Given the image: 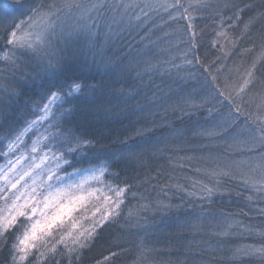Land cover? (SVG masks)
I'll return each instance as SVG.
<instances>
[{"label": "trees", "instance_id": "obj_1", "mask_svg": "<svg viewBox=\"0 0 264 264\" xmlns=\"http://www.w3.org/2000/svg\"><path fill=\"white\" fill-rule=\"evenodd\" d=\"M244 1L231 8L208 4L207 8L199 10L200 18L201 14H207L208 18H201L205 20L201 23L194 22L193 30L198 35L194 41L187 22L180 24L178 20L174 23L173 20L169 21L171 11L166 15L154 13L143 30H134L129 25L121 31L116 29L104 44L103 52L105 60H117L115 67L101 62L99 55L80 51L79 46L70 47L63 53L66 58L63 77H72L83 83L85 88L74 101V112L62 121L60 127L65 131L71 129L73 136L93 143L80 152L69 154L66 151L67 144L60 143L64 137L46 142L53 151L63 150L65 159L71 161L70 166L62 165L60 173L108 161L104 182L120 187L126 184L131 186V190L126 193L120 219L99 230L94 242L83 251L81 263L93 262L111 252H119L118 264H140L138 257L141 239L149 249L143 264H243L237 258L233 259V252L242 241L264 245L260 235L263 229L261 219L249 213L254 208L246 203L251 199L254 189L233 176L210 175L213 168L208 167L207 161L210 159L206 158H216L217 154L204 138L193 136L194 130L203 129L201 127L206 126L219 113L207 111L205 106L183 118H179L180 113L173 115L171 112V106L182 103L187 97L201 104L193 97L214 91L210 87L211 77L205 72L204 65L211 64V71L217 76L219 87L226 93L228 89L224 85L228 79L225 77L232 76L231 71L234 78L240 80L236 68L239 67L242 73L255 55L254 42L247 35L257 33L261 26L251 27L244 38L238 41V47L233 48L231 40L240 36L244 23L250 17L264 11V0ZM173 2L176 3V0ZM180 2L184 4L189 1ZM246 5H251L254 10L249 13ZM238 10H242L241 18L236 22ZM110 14L107 13L101 19V41L112 24ZM19 18L17 16L16 21ZM216 24L227 34L231 45L225 59L221 57L220 46H212L215 41L213 26ZM150 27L154 34L148 33L145 37V30ZM8 29L9 21H0V52L6 45ZM164 32L166 34L162 36ZM176 35L183 37L176 47L165 44L166 37ZM193 42L196 47H192ZM250 48L253 49L251 52L245 51ZM175 49L177 53L169 52ZM239 51L243 52L240 56L237 54ZM17 55L20 57L17 69H11V66L0 61V163L8 139L38 115L35 106L42 104V96L46 94V89L39 85L49 82L45 71L46 59L21 53ZM197 58L200 63H196ZM228 59L233 63L231 67L226 64ZM187 60H192L193 64L189 65ZM259 71L264 72V64L257 68V73ZM206 81L208 86H204ZM88 85L95 87L90 89ZM244 110L248 112L246 108ZM59 111L57 109V113ZM232 112L235 113L233 109ZM242 119L245 120L244 115ZM47 127V124L38 125L22 144H32L44 134ZM179 132L183 135H179ZM153 145L160 151H155ZM41 151L47 152L48 149L42 147ZM129 152L133 155L129 156ZM186 157L195 158L189 160ZM224 162L213 161L211 167L216 168L217 163ZM214 178L222 182L221 191L214 195L211 202L201 201L199 180ZM177 185L183 186V190H179ZM190 191L197 194L190 197L187 195ZM158 200L178 207L170 213L140 211L142 204H154ZM130 211H139L140 216L147 219L146 228L133 226L135 217L128 220ZM227 217L242 221L244 226L239 228V235L220 236L216 232L222 225L211 226L205 223L207 218H220L218 223L221 224ZM140 222L143 224L144 220ZM212 246V251L205 250ZM6 250H0V264Z\"/></svg>", "mask_w": 264, "mask_h": 264}, {"label": "snow or ice", "instance_id": "obj_2", "mask_svg": "<svg viewBox=\"0 0 264 264\" xmlns=\"http://www.w3.org/2000/svg\"><path fill=\"white\" fill-rule=\"evenodd\" d=\"M207 0H195L187 6L180 0L175 4L163 5L165 10L171 7L176 10L177 16L171 19L183 18L189 21L187 28L193 31V13L207 8ZM229 7V5H225ZM251 7V5H246ZM183 8L184 11L179 10ZM139 9V11H136ZM155 11V7L150 3H137L135 0H95V2L85 5L81 0H41L40 3H29L28 0H0V21H9L7 30V48L0 60L5 61L11 69L19 67L20 57L17 53L40 56L46 59L45 71L48 73V83H41L39 87L46 89V94L42 96V104L35 106L38 115L35 119L27 122L26 126L17 131L8 139L3 153L5 156L19 150L24 143V137L38 125L47 124L44 134L33 141L30 151L38 154L43 148L48 151L41 156V161L51 159L55 162V168H48L47 179L40 180L37 184L35 168L40 165L32 164L25 169L21 161L26 157L21 154L15 162L9 160L7 165L0 167V250H8L6 264H28L30 257H35V264H79L83 251L90 247L98 236V229H102L109 223H115L122 215V205L126 193L131 190L130 185L124 187L104 184V176L109 167L108 161L101 163L99 167L90 169H77L67 176L58 175L62 165H71V161L65 159V152L53 151L46 142L58 140L64 137L60 143L67 144V153L73 154L80 152L83 148L91 146V140L81 139L72 135V130H63L60 125L62 121L71 116L75 110V99L83 93L85 85L72 77L64 78V66L66 58L63 55L70 47L79 46V50L84 53H92L93 56H100L101 62L115 67L117 60L109 58L105 60L103 56L104 44L108 41L112 33V27L104 34L103 41L100 39L99 20L111 12L114 17L119 16L120 22L132 26L147 23L149 11ZM238 10L235 21L240 20ZM17 16L23 17L16 22ZM264 19V11L256 16L250 17L244 23L240 36L231 40L232 47H238V41L250 31L257 20ZM217 36L227 37L225 32H217ZM195 33L193 31V41ZM260 56L241 73L240 68L236 71L240 73V81L236 84L225 87L230 89L227 94L219 87L217 76L211 71V64L204 65V70L211 77L210 87L214 89L205 97L201 104H196L191 97H187L182 103L171 106L173 115L180 113L179 118L191 116L193 111L209 103L210 99H215L217 95L223 97L232 105L235 113L229 111L228 115L211 129H199L193 131L194 137H203L212 140L227 133L230 128L237 124L240 115L245 116V131L247 137L240 139V133L231 137V143L226 147V151L232 148L246 149L250 152L264 150V76H257L258 64H264V34L260 36ZM218 41H213V47H217ZM99 45V46H98ZM223 48V45H219ZM192 47H196L193 42ZM255 47V46H254ZM253 49H246L251 52ZM228 53H225L227 57ZM219 59V58H217ZM189 65L192 60L186 61ZM196 63H200L199 58ZM212 63H215L213 61ZM222 67V66H221ZM220 69H217L219 71ZM204 86H208L205 82ZM90 89L95 85H88ZM234 93V95H233ZM245 97L247 99L245 100ZM67 105V107H65ZM255 108V112H245V107ZM59 109V113H57ZM211 111V110H210ZM167 112V110H166ZM253 116L255 117L253 119ZM251 121L256 127L247 126ZM55 129V131H50ZM183 135L182 132L178 133ZM155 151H160L155 148ZM49 153L51 156L49 157ZM129 156L133 153L129 152ZM195 157H186L194 159ZM35 160V156L32 157ZM206 159L216 160L215 157ZM260 160L264 161V154L260 155ZM260 167V165H257ZM87 173L83 175L82 173ZM210 175L215 177L231 176V165L224 163L216 164ZM73 176H80L79 182L71 179ZM31 184L28 183V179ZM65 180L68 182L65 183ZM91 182L100 183L102 188H91ZM23 182V183H22ZM222 182L217 179L213 186L201 185L199 189V199L211 202L217 192L221 191ZM196 184H193V188ZM179 190L183 186L177 185ZM196 192H187L188 196H195ZM223 194V193H221ZM135 195V194H133ZM143 199V197H141ZM95 200L103 201L102 206L95 204L90 208L89 205ZM178 206L158 200L154 204L147 203L140 206V211L152 210L154 213H170ZM85 213V215H80ZM87 213H90L88 215ZM135 217L134 227L146 228L147 219L140 216V212H129L128 220ZM23 218V219H21ZM144 220L142 224L140 221ZM91 221L89 227L84 224ZM15 233L14 239L13 234ZM227 236V230L220 233ZM70 242V243H69ZM149 251L144 246L141 239L139 244V261L143 264L146 253ZM119 252H111L104 257V261L114 260ZM258 255L264 258V247L237 248L233 252V259L242 256Z\"/></svg>", "mask_w": 264, "mask_h": 264}, {"label": "rangeland", "instance_id": "obj_3", "mask_svg": "<svg viewBox=\"0 0 264 264\" xmlns=\"http://www.w3.org/2000/svg\"><path fill=\"white\" fill-rule=\"evenodd\" d=\"M39 1L41 2V0H39ZM83 1L81 0V2L85 5H88L89 3L95 2V0H88L87 2H83ZM188 1L189 2H185L184 5H188L189 3H195V0H188ZM207 1H208V4L212 5V6L219 4V6H221L222 8H231V7L237 6V4L240 3V1H244V0H240V1H238V0H228V1H226V0H207ZM135 2L140 3V4L150 3L155 7V11H151V10L149 11V18L147 20V23H143V21H142L140 24H136L134 22V24L131 26L132 29H134V30L136 28L143 30L145 27H147L148 22H150L152 20V17H154V13H156V12H158V14L166 15L167 13H169V11H171L172 17L177 16L175 9L168 7L167 10H165V7H163V5L175 4L173 2V0H135ZM226 4L229 5V7H225ZM246 9L249 11V13H250V11L254 10L252 7H247ZM136 11H139V9H136ZM179 11L183 12L184 9L179 10ZM256 14H257V12H256ZM199 15H200V13H198V11L193 13V16H194V19L192 20L193 24H194V22H196V24H197V23H201V22L205 21V20H202L201 18H203V19L208 18L207 14H203V15L201 14V18L199 17ZM110 18L112 20V24L110 25L112 27V32L115 31L116 29H118V31H121V30L127 28L128 24L124 23V22H120L119 26H117V22H119V19H120L119 16L114 17L113 14H110ZM167 18H168V16H167ZM20 19H23V17L19 18L16 22H19ZM168 19H169V21L173 20V23L177 20L180 22V24L182 22L189 23L188 20H185L183 18L171 19L169 17ZM100 22H101V20H99V26H100ZM218 25L219 24H216L215 26H213L214 31H215L214 40L218 41V45H221V44L223 45V48L220 49V51L222 54V56H221L222 59L223 58L225 59V53L229 54L230 49H231V45H230L229 39L227 37H222V36L216 35L217 32L222 31ZM253 26H255V28L256 27L259 28L260 26L263 28L260 27V29L257 31V33H254L251 36L247 35V38L250 39L251 41H253L254 45H255V55H253L251 57L250 64L253 62V60L257 59L260 56V44H261L260 36H261V34H264V19L257 20ZM151 30H153L152 27L145 30L144 36L145 37L148 36V33L154 34V32ZM193 31L195 33V37H197L198 35H197L196 31L195 30H193ZM193 31H192V35H193ZM164 34H166V32H164L162 36H165ZM173 34H175V32H173ZM253 37H255V38H253ZM182 40H183V37L176 35V36L171 37V38L166 37L164 42L167 45H173L174 47H176V44L180 43ZM9 47L10 46H7V44H6L4 46V48L2 49V51L0 52V56H2L4 51ZM169 52H172L173 54H175L178 52V50L175 49V50H172ZM242 53L243 52H240V51L237 52L238 55L239 54L242 55ZM0 61H3V60H0ZM3 62H5V61H3ZM226 64L229 67H231V65H233V63L230 62V59H228V62ZM259 66H262V64H259L258 67ZM247 67L248 66L244 67V69ZM231 74H232V76L230 75V76L225 77L228 79L227 84L232 85V84L238 83L240 80L234 78V73H232V71H231ZM239 76H240V73H239ZM257 76L258 77L264 76V72L259 71L257 73ZM225 89H226V87H225ZM229 90L230 89H228V91ZM233 95H234V93H233ZM208 96H209V94L204 92L203 96H198V97L195 96L193 98H194V100H198L201 103L204 100V98L208 97ZM246 99H247V97H245V100ZM203 106H205L204 109L207 111L211 110L210 112L216 111L217 113H219V114H217V117L211 118V120L206 124V126L201 127L203 129L213 128L216 124H218L223 118H225L228 115L229 111H232V109H233L232 105H230L227 101H224L223 97H220L219 95H217L215 99H210V102L204 104ZM245 108L248 112H253V113L255 112L254 106L251 109H249L247 107H245ZM233 115H235L234 112H233ZM242 117H243V115L239 116V120H238L237 124L228 130L227 136H225L226 133H224L223 135H221L219 137L213 138L211 141L204 138V141L208 142L207 145H209L211 147V150L213 152H215V154H217L216 158L220 159V160H217V159L211 160L210 159V161H207V162H208V167L215 169V167H211L213 161H225L224 163L231 165V173H232L231 176L237 178L238 180L243 181L245 183V185L247 187H249L250 189L251 188L254 189L253 191H255V192L252 193L251 199H248V202H246V203L248 205H252L254 208L253 210L249 211V213L253 214V216L255 218L261 219L260 222L262 224L263 229H262L260 235L264 239V161L260 160V155L264 154V150H261L260 153L250 152L246 149H237V148H232L231 150H228V151L225 150L227 145L229 143H231L230 138L233 135H235L236 133L241 134L240 139H244L247 137L248 133L245 131V127H246L245 120H243ZM254 118L255 117L253 116V119ZM247 126L252 127V128L256 127V125L252 124L251 121L248 122ZM30 132L27 135H30ZM26 136L24 137V141H25ZM26 145H27V147H26ZM31 145L32 144L28 145L25 143V144H22V148L20 147L18 151L13 152V153L9 154L8 156H5L3 154L4 158H3V161H1V163H0V167L7 165L9 160H12L13 162H15L17 157L20 156L21 154H23L26 157V159L21 161V165L25 169H27L29 167V165H32V164L40 165L39 168L34 169V172L36 173L37 184H39L40 180H42V179L46 180L47 179L48 168H55V163L52 164V161H50V159L48 161L42 162L41 156H43L46 151H41L40 154L31 153V151H30ZM6 150H7V148H5V151ZM33 156H35V160L32 159ZM100 165L101 164H97L96 166H91V167L81 168V169H90L92 167H99ZM257 165H260V167H258ZM75 170H77V169H75ZM75 170H67L63 174H61L59 172L58 175L67 176V174L73 173ZM82 174L87 175L86 172L82 173ZM26 179H28V178H26ZM71 179L78 183L80 180V176H73V177H71ZM217 179H219V178H214V179H210L207 181H200L199 180V182L201 183L199 185V189H200L201 185H208L209 187L213 186V184H215ZM67 182L68 181L65 180V183H67ZM28 183L31 184L30 179H28ZM90 184H91V188H86V190H91V189L103 187V185H101L100 183H96V182L90 181ZM104 184H108V183L104 182ZM110 185H112V184H110ZM112 186H117V185H112ZM199 189H198V192H199ZM125 203H126V198H124V204ZM0 204H2V201H0ZM93 204H95L97 206H102L103 201L97 202V201L93 200L91 202V204L89 205V207L91 208ZM124 204L122 205V210L124 208ZM87 214L90 215V213H87ZM80 215H85V213H81ZM21 219H23V218H21ZM219 220H220V218H215V219H210V218L208 219L207 218L205 220L206 221L205 223H207L211 226H214L216 224H217V226L222 225L221 229H217L216 234H218V235H220L221 232L227 230V232L229 234L228 236L234 237V236L239 235L241 233V230H239V228H242L244 226L242 224L241 220L236 221L230 217L225 218V220H223L221 222V224L218 223ZM116 222H118V221H116ZM90 224H91V221H88L84 224V226L89 227ZM99 230L100 229H98V232H99ZM220 236H223V235H220ZM14 237H15V234L13 235L12 238L14 239ZM252 237H253V235H252ZM248 246H252L255 248L264 247V245H261V244H252V242L250 243V242L242 241L241 244H239L238 248L243 249V248H246ZM212 249H213V246L207 247V249H205V250L210 252V251H212ZM2 259H4V260L1 264H6V261L8 259V250H6L5 256ZM237 260L242 261L243 264H264V258H262L258 255L242 256L240 258H237ZM81 261L82 260L79 261V264H118V256L114 260H110L108 262L104 261V257L99 258L93 262L81 263ZM28 264H35V257H30ZM64 264H67V262L65 261Z\"/></svg>", "mask_w": 264, "mask_h": 264}]
</instances>
